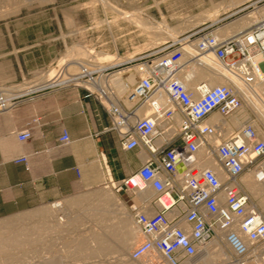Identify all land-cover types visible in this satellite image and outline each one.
Returning <instances> with one entry per match:
<instances>
[{
  "label": "built area",
  "instance_id": "built-area-1",
  "mask_svg": "<svg viewBox=\"0 0 264 264\" xmlns=\"http://www.w3.org/2000/svg\"><path fill=\"white\" fill-rule=\"evenodd\" d=\"M199 31L180 39L202 53L212 50L216 62L242 84L250 87L264 72V19L221 40L213 32ZM181 41H166L120 61L88 59L77 63L75 72L60 66L48 80L55 83L49 88L81 89L107 114L104 129L114 132L121 150L146 152L137 168L116 182L107 180L133 194L151 190L146 201L130 207L139 235L128 251L130 259L143 264L193 262L222 233L232 264H264V213L253 206L240 181L245 170L261 173L255 163L264 156V134L251 123L224 134L226 124L206 121L213 112L227 121L241 107L242 97L225 83L206 88L198 81L187 88L178 79L184 60ZM251 46L260 51L258 63L248 57ZM16 137L28 140L31 131L22 129ZM57 142H69L66 130ZM207 156L219 162L224 179L203 165ZM14 162L27 168L26 156ZM152 206L155 210L147 212Z\"/></svg>",
  "mask_w": 264,
  "mask_h": 264
},
{
  "label": "rangeland",
  "instance_id": "rangeland-1",
  "mask_svg": "<svg viewBox=\"0 0 264 264\" xmlns=\"http://www.w3.org/2000/svg\"><path fill=\"white\" fill-rule=\"evenodd\" d=\"M102 1L103 0H44L42 2L33 0L25 3L22 0H0V29H22L18 35L13 36V43L19 50L20 59L23 58L26 61L28 60L30 64H34V62L44 63V66L35 70V74L42 78H46L47 69L54 68L55 72L60 66H66L67 71L75 72L77 69L75 65L80 61L74 59L66 61L65 64L58 63V58H60L67 49L73 48V45H75V47L78 46V48L82 50H93L99 53L107 52L113 55H120L122 56L121 58H124L123 56H132V54L143 52L153 47L164 46V42H170V39H164V37L168 35L166 33L167 30L169 32L174 29L179 30L177 34L178 38L185 37L192 31H210L215 35V31L219 30L218 32L221 33L219 40H221L241 30L248 29L254 26V23H258L264 19V14L261 13L264 7V0H239L238 2L237 0H107L108 3H111L114 7H111L110 4V6H108V4L103 5ZM214 10L216 11L213 15ZM249 15L255 17L253 18V22L248 23L247 21L243 23ZM134 16L143 21L146 20L147 22H151L155 20L160 23L164 22L166 25L164 29L156 28V30H152V28H145L144 26L130 21V18ZM161 29L163 30L162 33H160ZM3 38L5 39L3 40ZM9 38L10 35L3 36L0 34V43L4 41L9 45ZM161 39H164V42H161ZM33 49L35 50L34 52ZM28 51H32L33 53L27 54ZM94 52H90L91 54H89L93 56V54H95ZM5 53L7 52L0 50V58L3 57ZM84 58H86V56H84ZM190 66L191 64L183 66L179 74L182 76L186 69L191 68ZM212 85H215V83ZM186 87L189 88V86ZM55 89L58 88L56 87ZM256 93L259 96V100L264 103V88L258 90ZM11 100L12 97L10 101H5L3 103H10ZM3 103H1L0 106H6ZM238 111L242 113L241 119L238 122L232 123L230 118L234 113L231 114L226 119L228 123L226 121L227 129L225 132L223 131L224 134L231 132L236 127L245 123L253 124L259 135L264 134V120L256 110H254L252 105L247 106V104L242 102V107ZM213 117L220 121L221 117L217 112H213L211 117L208 118V121ZM221 124L223 125V122H221ZM139 151L141 150H138V153ZM142 151V153H144V160L147 155L144 150ZM263 158L264 157L260 158L258 161H261ZM102 161L105 165L107 164L109 170L108 175L106 173V168L104 169L102 167ZM140 163L141 162H139L137 166L135 165L131 170L137 168ZM98 164L99 171L102 174L101 181L97 185L84 188L80 192L47 203L42 208H47L50 211L48 217H31L29 219L16 220L15 218L19 215L28 212L22 211L0 218V223L15 219L13 228H18V225L26 226V224H29L30 226L28 225V229L30 228V232L34 230V224L44 223L47 225L46 229H44L43 225L40 227V230L39 228L38 230L36 229L38 234L36 233L33 235V232L30 233V241L23 243L20 247L19 245L18 247L15 246L18 249L16 248L14 250L12 247L13 250L11 248L5 249L6 254L11 256L15 255L13 260H1V263L80 264L84 261L85 264H97V262L98 264H117L116 261L112 258L110 259L108 255L102 258V255H105L104 253L96 254L95 252H89L95 247L93 239L98 234L105 237L104 239H109L108 237H110L109 246L114 248L119 247L120 243H117L116 240L113 241L112 237L105 232L103 226L118 222L117 220L122 216L124 217L125 214L132 215L130 207L144 200L141 199L138 194H133L130 190L124 188L117 190L108 183V178L116 182L125 175L118 179L113 178L106 157L103 159L102 156H100ZM203 165H206V163H203ZM245 172H247V170L242 174ZM104 188L109 189L111 194L114 195V199L109 202L110 206H104V209H114L115 212L111 213L107 211L96 215L95 209L97 206H102L93 200L84 201L83 204L80 205L68 203L69 200L75 197L95 193ZM150 195L151 190L144 191V196L149 198ZM248 196L252 198L250 195ZM114 202L118 204L115 203L116 205H114ZM61 206L65 208L67 216L71 218L70 221L67 222V225L61 224L57 227L55 224L57 221L56 218L58 215L61 216L64 210H62ZM99 223L103 226H99ZM8 232L9 230L4 228L0 231V237H7ZM80 237L86 239V242L82 246L83 249L74 248L76 239ZM138 237L139 235L136 233L127 251H129L133 244L139 239ZM19 238L21 239L23 236ZM220 246L225 257H216L210 260L211 258H207L205 253L202 252L198 255L200 260L199 264H230L229 261L231 256L228 248L221 245V243ZM10 251L14 253L11 252V254ZM93 255L98 256L94 257ZM79 260H82V262ZM87 260L90 261L88 262ZM94 260H97V262ZM91 261H93V263ZM133 263L139 262L133 261Z\"/></svg>",
  "mask_w": 264,
  "mask_h": 264
},
{
  "label": "crops",
  "instance_id": "crops-1",
  "mask_svg": "<svg viewBox=\"0 0 264 264\" xmlns=\"http://www.w3.org/2000/svg\"><path fill=\"white\" fill-rule=\"evenodd\" d=\"M21 30L0 29L1 35H10L9 45L0 43V50L7 52L0 58V93L12 96L8 105L0 107V218L22 211L45 218L47 208L42 207L47 203L101 181L100 156L106 157L112 177L118 179L137 166L144 153L120 149L114 132L104 129L109 125L107 114L81 89L39 86L45 78L35 70L44 63L20 59L13 36ZM25 128L31 137L19 141L16 133ZM62 130L67 131L69 142L58 145ZM21 156H26L27 168L14 162ZM42 225L34 224L33 235Z\"/></svg>",
  "mask_w": 264,
  "mask_h": 264
},
{
  "label": "bare ground",
  "instance_id": "bare-ground-1",
  "mask_svg": "<svg viewBox=\"0 0 264 264\" xmlns=\"http://www.w3.org/2000/svg\"><path fill=\"white\" fill-rule=\"evenodd\" d=\"M22 1L27 3V2H30L33 0H22ZM39 1L43 2L44 0H39ZM45 1H49V0H45ZM234 1H236V0H234ZM238 1L239 0H237V2ZM102 4L103 5L108 4V6L111 5V7L113 6L111 3H108L107 0H103ZM215 11L216 10H214L213 15H214ZM261 13L264 14V7L262 8ZM128 16H130V15H128ZM247 17H246V21H243V23H245L247 21H248V23H251V22H253V18H255V17H252V15H249ZM130 19H131L130 21H132L133 23L139 24L140 26H144L145 28H149V29L152 28V30H156V28L164 29L165 25H166L164 22L160 23V22H157L155 20L151 21V22L150 21L147 22L146 20L143 21V20H141L135 16L131 17ZM214 20H216V19H214ZM255 24H257V23H254V25ZM162 29H161L160 33L163 32ZM157 31H158V29H157ZM218 31H215V35H213V36L215 37V39L219 40L221 33ZM168 32L169 31L167 30L166 33L168 35L165 36L164 39L167 38V39H170L172 41H175V40L181 41V39L177 37L179 30L174 29V30L170 31L171 33L170 32L168 33ZM164 39H161L160 41L164 42ZM180 44H181V46L179 47V50L181 51V54L183 56L182 58L184 59L182 62V65H181V69L186 64H191V66H190L191 68L186 69L184 74L182 76L179 74V76H181V77H178V79L185 86H189V88H193L194 86L197 85L198 81H200V82L202 81L206 88L213 86L212 84H214V83L215 84L216 83H218V84H223V83L230 84V85H232V87L236 88L239 91V93L241 94V97H242V101L245 104H247V106L252 105L254 107V110H256V112L264 120V103H262L261 100H259V98H258L259 96L256 93V92H258V90L264 88V72L263 71H260L259 78H257L255 83L249 87V86H246V85L242 84L241 82H239L237 78L233 77L229 73V70H227L220 63L216 62V59H215V56H214L212 50H208L206 53H202V52L198 51L197 48L194 45H191L189 42L181 41ZM73 46L75 47V45H73ZM74 47L67 49L65 51V53L60 58H58L59 64H65L66 61H70V60H74V59L76 61L78 60L80 62L81 61L86 62L90 58H92L94 61L113 60V59L117 60V61L123 60V58H121L122 56H120V55H113L112 53H107V52L99 53V52H94L93 50L91 52H94L95 54H93V56H92L89 54V50L88 51L82 50V49L78 48V46L75 48ZM84 56H86V58H84ZM127 57H129V56H127ZM248 57L250 60H252L256 63L261 61L260 51L255 46H251L249 48ZM47 70L48 71L46 73V78L44 80L45 82L44 81H43V83L41 82L42 84H40V85H39V83L36 84V87L34 85L35 89L37 88L38 85L42 86V88H44V87H52V85L55 84L54 82L52 83V82L48 81L54 74V68L47 69ZM128 80H129V82L131 81L130 78H128ZM118 84L122 85L123 82L119 81ZM26 89H28V88H26ZM0 95L2 96L0 98L1 99L0 105H1V103L5 102V101H10V98L12 97L8 93L7 94L6 93H0ZM3 104L8 105L9 102L3 103ZM241 107H242V105H241ZM238 110L236 112H234V115L230 118L232 123L238 122L242 117V113H240ZM211 114L209 117H211ZM218 120L213 117L210 121H208V119L206 121L207 122H218L220 124H221V122H223V125L228 123V121L226 123V121H224L222 118H220V121H218ZM226 129L227 128H224L223 131L225 132ZM259 159H257V161L255 163V167L259 168L261 170V173L259 175H256L253 171V168L248 169L247 172H245L244 174H242L240 176V181H241L243 190L247 193V195H250L252 197L250 199L252 201L253 206L256 207L259 210V212L264 213V158L261 161H258ZM142 160H143V157H139V161L142 162ZM102 163H103V161H102ZM203 163H206V165H204V166H206V167L210 168L212 171H214L219 179H221V180L224 179L225 173L223 172L219 162L216 160V158L214 156L205 157ZM107 173L109 174L108 170H107ZM108 181H112V180L110 178H108ZM95 191H97V190H95ZM135 195H136V193H135ZM138 195L140 196L141 199H143L145 201L148 199L146 196H144V192H141ZM113 199H114V195L111 194L109 189L104 188L103 190H100V191L98 190L95 193H90L88 195H82V196L75 197V198L69 200L68 203L73 204V205H80V204H83L84 201H92V200L96 201V203H98L99 205L102 206V207L97 206V208L95 209V214L98 215L101 212H107V211H109L111 213L115 212L114 209L113 210L104 209V206L109 205V202H111V200H113ZM115 203L116 202H114V205L118 204V203H116V204ZM61 208H62V210L63 209L64 210H63V214L61 216L58 215L56 218L57 221L55 224L57 227L60 226L61 224L67 225V222H69L70 218H71V217L69 218L67 216L65 208H63L62 206H61ZM155 208H156L155 206L148 207L146 211L147 212H153L155 210ZM46 214L47 215L50 214V211L48 209H47ZM47 215H45V216L48 217ZM30 217H33V213L31 212L28 214V212H25V213L19 215L15 219L16 220H24V219H28ZM64 217H65V219H64ZM14 220L10 219V220H6V221L0 223V231L3 230L4 228L9 230L7 237H0V261L1 260L11 261L14 258L15 254L12 256L9 254H6L5 249L12 247L15 250L18 247V245L20 247V245H22L23 243L30 241V239H29V236H30V234H29L30 230L29 229L30 228L28 229L27 224H26V226L25 225H22V226L18 225L19 226L18 228H16V227L13 228V226L15 225ZM117 221H118V222H116L117 224L116 223H111V224L109 223L110 225L106 224L105 226H103L101 223H99V226H103V229L105 230V232H107L112 237L113 241L116 240L117 243H120V246L116 247V248L110 247L109 246L110 237H108L109 239L106 238L107 239L106 240V239H104L105 237H102L98 234L93 239V241L95 243V247L93 249H91L89 252L90 253L95 252L96 254L104 253L105 255L101 254L102 258H104V256L108 255L109 258L110 259L112 258L114 261H116L117 264H143L142 261L130 259L128 257V253H127L128 252L127 250L130 247L129 244H130L131 240L133 241L134 235L136 233L138 234L137 228L134 224L133 216L130 214H125L124 217L122 216ZM44 225H43V227H44V229H46L47 225H45V226ZM23 226H25V227H23ZM48 226H49V224H48ZM38 228L40 230V227L35 228V230L36 229L38 230ZM30 233H32V231ZM36 233L38 234L37 231H36ZM21 236H23L24 239L23 238L20 239L19 237H21ZM112 240H111V242H112ZM85 242H86L85 238H83V237L77 238L76 242H75L76 245L74 244V248L83 249L82 246ZM220 243H221V245L226 246L224 241H223V234L217 233L212 239H210L205 244V246H204L205 249L203 251H201V253L202 252L205 253V256H207V258H211L210 260H212L213 258H216V257L217 258L218 257H225V255L221 251ZM15 246H17V247H15ZM11 252L12 251H10V253ZM12 253H14V252H12ZM93 256L95 257L98 255H93ZM18 258H19V256H18ZM90 258H92V257H90ZM153 258L156 259V257L152 256V259ZM94 259H96V258H94ZM79 261L82 262V260H79ZM94 261L97 262V260H94ZM133 261L139 262V263H133ZM91 262L93 263V261H91ZM199 262H200L199 257H197L196 260L193 262H188V263L186 262V263H182V264H199ZM7 263H9V262H7ZM229 263L232 264V262H230V261H229ZM1 264H3V263H1ZM80 264H85V263L83 261ZM97 264H98V262H97Z\"/></svg>",
  "mask_w": 264,
  "mask_h": 264
}]
</instances>
